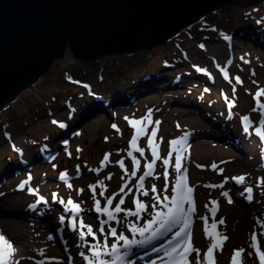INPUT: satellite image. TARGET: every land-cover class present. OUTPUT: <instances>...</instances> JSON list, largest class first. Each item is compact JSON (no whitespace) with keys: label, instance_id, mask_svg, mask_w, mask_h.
I'll return each mask as SVG.
<instances>
[{"label":"rangeland","instance_id":"1","mask_svg":"<svg viewBox=\"0 0 264 264\" xmlns=\"http://www.w3.org/2000/svg\"><path fill=\"white\" fill-rule=\"evenodd\" d=\"M235 9L213 10L207 19L201 17L151 49L108 55L95 61L76 60L66 53L51 70L0 109V235L13 243L16 250L14 262L87 264L80 253L91 259L90 246L93 244H98L103 253L117 243L122 254L126 251L124 242L108 234L111 227L117 229V235L122 232L129 240L146 241L149 232L144 236L138 232L134 235L127 224L137 223L143 227L151 219L152 185L156 186L162 199L163 194H171L177 175L172 166L174 153L168 167L167 193H164L162 160L156 162L153 176L145 178L144 188L149 195H141L135 187L145 171V161L151 159L148 134L155 126L154 122L159 121L155 144L159 145L161 157L167 156L172 147L170 141L183 138L182 171L187 170L195 201L192 229H199L204 223L201 217L212 220L213 201L206 200L213 199L218 192L219 198L214 201L215 206L221 209V193L228 192L233 208L228 218L230 224L226 228L222 225L221 231H227L228 240L218 264H227L229 253L240 248L245 249L243 264H260L251 247V236L253 231L257 233L259 247L264 251V236L260 235L264 232L260 227L264 223V184L258 186V181L264 179V143L254 133L264 117L259 110L253 111L256 106L253 95L258 89H264V0ZM248 20L263 33L261 36L238 33ZM190 29L201 31L200 37L195 36L194 41L182 39L183 32ZM151 66L157 70L154 75L151 74ZM124 69L126 71L123 72ZM221 69L227 71L228 79ZM116 71L124 73L123 76L118 78ZM235 77L243 83H236ZM78 84L87 86L86 96L82 95L84 89ZM194 88L202 95L211 96L205 98L204 95L206 100L203 101L195 96ZM75 96L79 98L77 102L61 106L64 97L72 101ZM259 99L264 103V95ZM41 103L42 110L32 118L34 107ZM44 103L52 105L49 109L53 110L49 111ZM94 104L98 106L96 109ZM227 107L229 112L225 111ZM149 116L153 124L144 121L147 134L141 135L136 145L144 149L145 156L140 157L138 152H133L141 161L133 177L128 152L133 150L129 141L135 129L130 121L144 120ZM243 116L252 121L247 132L244 131ZM63 118L71 126L58 134L60 124L65 127ZM219 135L223 139L230 136L231 140L219 143L216 139ZM12 150L23 160L19 169L14 163L16 154ZM53 151L52 158L45 161V153ZM105 154H109V161L101 169ZM120 160L125 162L127 175L117 163ZM213 165L217 167L214 169ZM93 169L100 171H91ZM220 169H223L222 173ZM17 170H20L18 175L15 174ZM61 173L67 174L66 181L60 179ZM110 174L112 178L108 179ZM241 175L246 177L243 184L231 179ZM98 181H103L106 187L103 197L99 195L101 188L96 190V199L101 201V207H104L108 196L127 184L125 192L120 194L125 199L121 207L135 210L133 195H138L149 206L148 211L142 212L139 220L121 212L115 220L104 225L102 234L100 223L107 217L94 210L95 201L89 189ZM68 184L72 187L69 188ZM220 184H223L222 188L209 187ZM246 187L253 188L251 202L243 201L247 196ZM129 188L132 194L126 195ZM81 189L83 191H79ZM53 193L57 194V201H53ZM39 197H44L47 203L37 204ZM69 198L80 206L78 215L72 211L65 212V205L58 202L60 199L66 202ZM119 199L117 196L112 208ZM34 204L35 209L30 207ZM68 207L71 208L70 205ZM62 215L65 217L63 225L59 221ZM74 218L77 224L83 220L91 226L95 238L86 235L81 240L79 232L70 226ZM83 231L87 232V229ZM175 231L173 229L172 233L158 237L157 244L168 246V240ZM105 236L107 248L104 247ZM150 242L132 246L124 261L117 264H145L150 258L145 256L155 247ZM250 252L252 255L248 254ZM194 256L195 253L189 260ZM101 258L111 260L106 255Z\"/></svg>","mask_w":264,"mask_h":264},{"label":"water","instance_id":"2","mask_svg":"<svg viewBox=\"0 0 264 264\" xmlns=\"http://www.w3.org/2000/svg\"><path fill=\"white\" fill-rule=\"evenodd\" d=\"M260 1L0 0V109L66 53L94 61L151 49L213 10Z\"/></svg>","mask_w":264,"mask_h":264},{"label":"snow or ice","instance_id":"3","mask_svg":"<svg viewBox=\"0 0 264 264\" xmlns=\"http://www.w3.org/2000/svg\"><path fill=\"white\" fill-rule=\"evenodd\" d=\"M227 39V37H225ZM203 47V46H201ZM199 70V69H198ZM223 72L225 79H228V73L226 70L221 69ZM254 74V73H253ZM236 83L242 84L243 82L239 77L234 78ZM255 83V82H254ZM85 87H87L85 85ZM233 92L235 93V88H233ZM264 95V89H258L257 92L253 95V99L256 101V106L253 108V111H260V115L264 117V103L260 102V97ZM227 99V97H226ZM147 121L148 124H153V122L150 120L149 117H145L144 120H137V121H130V124H132L133 128L135 129L134 134L129 141L130 148H132V151L128 152V156L131 158L132 161V173L131 175L133 177L136 176L137 170L140 167V159H138L133 152H138L140 157L145 156V151L143 148L137 147V140L141 135H145L146 128L144 127V121ZM242 121L244 122V131L247 132L249 128L252 126V121L248 116H243ZM53 123H57L56 121H53ZM155 126L152 128V131L150 134H148V147L151 151V159L146 160L144 167L145 171L142 175L139 176L138 182L135 185L137 192H139L143 196H148L149 191L144 188V181L146 177L153 176V173L155 171V165L158 160H162V163L164 165V193L168 192V167L171 164L173 154L175 153V163L172 165L174 167L175 172L177 173L176 179L174 184L172 185V192L171 194H163V198L161 199V194L157 193V189L155 185H152L151 192L154 194L152 196L153 203L151 205V219L147 220L145 222V225L143 227H139L137 223H128L127 228L129 231H131L134 235L138 232L141 236H144L146 232H149L150 235H148L147 240H141L137 241L135 239L129 240L122 232L117 235V229L115 227H111L109 229V235L112 237H115L117 241H123L124 242V248L126 251H124L122 254L120 252V249L118 248L117 243H113L111 245V250L108 252H101L99 249L98 244H93L90 246L91 250V259L89 256L85 255L83 252L80 253V255L83 257L85 261H87V264H94V261H98V264H117V262H123L124 258L128 256L129 251L132 246L137 244H143L146 242H150L154 239H157L160 236L166 235L167 233H172L173 229H176V231L171 236V239L168 240V247L165 248L163 245H161L160 248L154 249L156 252L163 251L164 256L160 257L161 260H164V257H167V260H165V264H216V252L223 251V244L224 241L228 240V237L226 235H223L220 231H218V226L223 225L225 223L224 219L221 218L218 221L215 219V212H216V202H211L214 207L212 208V223L209 224V217H201V219L204 221V233L206 239L209 240V244L204 251L203 255H201V250L199 248L193 247L191 243L192 239V233L189 229V218L191 215L195 212V201L192 197L193 188L190 187L187 183V170L183 168L182 160L184 159L182 153L184 151L183 146V138L181 139H174L170 141V150L167 153L166 157H161L159 155V145L155 144V138L157 136V128L159 125V121L154 122ZM136 125H140V127H136ZM60 127L63 128L64 125L60 124ZM113 128H116V125H113ZM255 135H257L261 142L264 143V118L260 119L259 126L255 127L254 129ZM155 145V146H154ZM79 151V150H78ZM109 161V154H105L103 160L101 161V169L106 165V163ZM121 169L125 171V174L127 175V169L125 168V162L124 160H120L117 162ZM214 169L217 167L216 165L212 166ZM91 171L99 172L100 169H93ZM77 172L79 173V166L77 167ZM220 172H223V169H220ZM108 179H111V174L107 177ZM124 177H121L123 179ZM159 178V177H157ZM61 180H67V174L61 173L60 175ZM232 180H234L237 184H243L245 182L246 177L244 175L232 177ZM225 182H227V178H225ZM264 184V179L258 181V186ZM103 181H98L95 185H90L89 189L92 192L93 199L95 201L94 203V210L101 215H105L107 217L106 220L101 221L100 223V232L104 233V225L107 224L109 221H113L116 219V215L123 212L125 216H133L137 217L139 220L140 214L142 212H147L149 206L146 205L138 195H133V204L135 205V210L132 209H125L122 208L121 205L125 203L124 196L120 195L121 193L125 192V188H127V184H124L120 187L119 192L112 194L111 196H108L106 198V202L104 207H101V201L99 199H96V190L97 187H100L101 190L99 192V195L101 197L104 196V193L106 191V187L103 186ZM69 188L72 187L71 184L67 185ZM23 187V185H21ZM209 187H223V184L220 185H209ZM79 191H83L82 189ZM245 192L247 193L246 199L251 202L253 199L252 193L253 188L252 187H246ZM127 194H132V189H128ZM222 196L228 198V203L231 204L233 201L231 197H229L228 192H222ZM117 196H120L119 201L115 204V207L112 208L113 201L116 199ZM53 201H57V194L53 193ZM47 203V201L44 199V197H39L37 200V204L39 203ZM60 204L65 205V212L72 211L74 214H79L81 211L80 206L74 201L69 198L66 202L63 199H60L58 201ZM71 206L69 208L68 206ZM187 205V207H185ZM33 209L36 208V205H31ZM205 207H208V205H205ZM60 223L63 225L65 221V217L62 215L59 217ZM70 226L74 231L79 232V238L83 240L86 235L93 236L95 238V234L93 233L92 227L89 225H86L83 220H80L77 224V220L74 218L70 222ZM155 226V227H154ZM261 228H264V223L260 225ZM87 229V232L83 231V229ZM210 229L212 231H210ZM260 235L264 236V232H261ZM51 239V237H49ZM219 239V242H218ZM252 244L251 247L254 249L257 259L259 260L260 264H264V251H261L259 247V242L257 239V233L253 231L252 236ZM104 247L107 248V236H105V243ZM15 248L11 241H9L4 235H0V264H18V262H14V254H15ZM245 252V249H234L233 254L231 256L230 264H243V254ZM195 253L194 260H189V257ZM249 255H252V253H248ZM41 255H43V252H41ZM109 256L111 257V260H104L101 257L102 256ZM240 258V259H238ZM40 264H44L43 261L40 262ZM152 264H156L155 261L152 262Z\"/></svg>","mask_w":264,"mask_h":264},{"label":"bare ground","instance_id":"4","mask_svg":"<svg viewBox=\"0 0 264 264\" xmlns=\"http://www.w3.org/2000/svg\"><path fill=\"white\" fill-rule=\"evenodd\" d=\"M167 41H168V39H167ZM166 42V41H165ZM164 43V42H163ZM94 109H96L98 106L96 105V104H94ZM216 139H217V141L220 143L221 141H223L224 143H229V141L231 140V137L230 136H228L227 138H222L220 135L219 136H217L216 137ZM222 143V142H221ZM223 144V143H222ZM218 149H219V146H218ZM195 175V174H194ZM195 176H193L192 177V181H193V178H194ZM188 180H189V178H188ZM191 180V179H190ZM216 194L218 195V192H216ZM215 196L213 199H208V200H206V201H210V200H212V201H214L215 199H216V197H218V196ZM223 198L221 199V200H219V202L221 203V209H220V207H218V211H217V214H216V217H215V219L218 221L219 219H221V218H223L224 219V221H225V223L223 224V226H224V228H226L230 223V220L228 219L229 217H230V214H231V211H232V206H233V204L231 203V204H229L228 203V199L226 198V197H224V196H222ZM219 198V197H218ZM204 200H205V198H204ZM232 219V218H231ZM209 222V224H211L212 223V220H209L208 221ZM223 226L222 225H219L218 226V231H220L221 233H222V231H221V229H223ZM210 231H212L211 229H210ZM191 233H192V239H191V243H192V245H193V247H195V248H199L200 250H201V255H203V253H204V251L206 250V248H207V246H208V244H209V240L208 239H206V237H205V233H204V223L200 226V228L198 229V228H196L195 230L193 229L192 231H191ZM227 233V231L225 230V232L224 233H222L223 235H226L227 237H228V235L226 234ZM169 239V238H168ZM171 239V238H170ZM218 242H219V239H218ZM225 244H226V241H224V244H223V248L225 247ZM222 252L223 251H218V252H216V264H218V263H220V257L222 256ZM228 258H229V256H228ZM160 258H157V257H154V258H152V259H149V261H148V264H152V262L153 261H155V262H157L158 260H159ZM194 260V259H193ZM228 263H229V259H228ZM22 264H25V263H22ZM32 264H34V263H32ZM146 264V263H145Z\"/></svg>","mask_w":264,"mask_h":264},{"label":"trees","instance_id":"5","mask_svg":"<svg viewBox=\"0 0 264 264\" xmlns=\"http://www.w3.org/2000/svg\"><path fill=\"white\" fill-rule=\"evenodd\" d=\"M222 10V9H221ZM223 10H228V8H223ZM234 10H237V9H234ZM250 26H252V25H250ZM189 35H197L196 34V32H191V33H189ZM188 35V36H189ZM193 36L191 37L192 38V40H193ZM198 38V37H197ZM189 38H185V40H188ZM181 42H182V39H181ZM126 54V53H125ZM117 55H120V54H117ZM134 57V56H133ZM174 68H176V66H174ZM156 68H155V66H151V71H152V73L151 74H156L157 73V70H155ZM122 71V70H121ZM121 71H116L115 73H117V76H118V78H121L122 76H123V74L124 73H121ZM124 71H126L125 69L123 70V72ZM159 72V71H158ZM148 73V72H147ZM150 74V73H149ZM116 75V74H115ZM81 88L82 89H84V94H82V95H84V96H86L87 95V92L85 91V88L83 87V86H81ZM82 92V91H81ZM71 96L73 97V94H71ZM78 97H74L73 99H72V101H71V99H67L66 97H64L63 98V100H61L62 101V103H60L61 104V106H64L65 104H73V103H75V102H77L78 101ZM45 105H46V108H48V110L49 111H52L53 109H49V108H51V106L52 105H50V106H47V103H44ZM41 106H42V103L40 104V105H38V106H36V107H34V113H33V116H32V118H35L37 115H38V112L39 111H41L42 110V108H41ZM43 108H45V107H43ZM63 120H64V122H65V127L64 128H61V127H59V128H57V133L59 134V133H62L67 127H69V126H71L69 123V121L68 120H66L65 118H63ZM54 134H56V132L54 133ZM37 150H38V147L36 148ZM36 150V151H37ZM36 151H34L33 153H32V157L35 155V152ZM15 154H16V152L15 151H13ZM16 157H13V159H14V163H16V166H18V164H19V160H21L22 158H20L21 156L20 155H18V153L15 155ZM15 160H18V162H16Z\"/></svg>","mask_w":264,"mask_h":264}]
</instances>
